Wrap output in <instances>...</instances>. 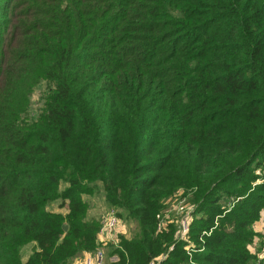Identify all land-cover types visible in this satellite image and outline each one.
Wrapping results in <instances>:
<instances>
[{
    "label": "trees",
    "instance_id": "trees-1",
    "mask_svg": "<svg viewBox=\"0 0 264 264\" xmlns=\"http://www.w3.org/2000/svg\"><path fill=\"white\" fill-rule=\"evenodd\" d=\"M0 11V264L96 251L100 219L85 218L82 194L100 186L135 227L104 264L165 253L160 264H264V179L253 184L264 0H2ZM178 193L194 205L185 238L157 230ZM58 198L65 212L48 208Z\"/></svg>",
    "mask_w": 264,
    "mask_h": 264
},
{
    "label": "built area",
    "instance_id": "built-area-1",
    "mask_svg": "<svg viewBox=\"0 0 264 264\" xmlns=\"http://www.w3.org/2000/svg\"><path fill=\"white\" fill-rule=\"evenodd\" d=\"M260 169H257L256 171L259 172ZM264 179L263 176H260L257 178V180L254 183H259ZM179 193L178 195L175 196V200L178 201L177 204L179 207L176 209H179L180 211V216L178 219V234L177 236L179 238H185L188 231H189V223L191 220V212L193 211L192 208L188 207L190 203L187 202L186 197H180L179 198ZM236 199H231L230 201L228 200V205L229 207L233 204V201ZM194 209V207H193ZM167 212L168 208L166 209L165 213L162 215L158 216V224H157V230L160 231L163 229L168 222L167 220ZM119 226H120V220L118 219L116 215V211L113 208H109L100 218V225L98 229V234L104 237L101 239V244H112L116 245L117 243V236L119 234ZM264 235V219L261 223V228L259 230ZM98 248L94 252H87L84 254V256L81 258L79 264H104L105 263V258L104 255L102 254L101 248ZM253 245V244H252ZM173 247H170V250ZM256 247L252 249V251H255ZM167 256V253L159 256L158 258L151 260L148 264H160V262ZM257 256L259 259L264 258V248H262L260 251L257 252ZM113 262V261H111Z\"/></svg>",
    "mask_w": 264,
    "mask_h": 264
},
{
    "label": "rangeland",
    "instance_id": "rangeland-1",
    "mask_svg": "<svg viewBox=\"0 0 264 264\" xmlns=\"http://www.w3.org/2000/svg\"><path fill=\"white\" fill-rule=\"evenodd\" d=\"M2 0H0L1 2ZM0 16H1V11H0ZM41 87H38L35 89V91L33 92L32 98H31V102L36 105V107L39 105L40 103V94H41ZM264 165V163H263ZM259 172L255 170V174L259 175V176H263L264 177V166L263 168H259ZM255 184V183H253ZM65 187V184L62 183L60 186V189H63ZM180 194V193H179ZM82 200L87 202V209L85 212V218H89V219H95L98 220L101 218V216L108 210L109 204L107 203V201L104 199L103 197V191L102 188L100 186L99 190L95 193H86V194H82ZM66 201L68 202V199H66ZM230 201V198H229ZM169 202V206H168V212H167V220L170 224H173L175 228L178 229V219L180 216V211L179 209H176L177 207H179V205L181 206V204H177L178 201L175 200V197L168 199ZM226 205H228V200L225 201ZM62 206V207H60ZM190 208H192L194 205L190 203V205L188 206ZM229 207V205H228ZM232 207V205H231ZM48 208L52 211H56V210H60V211H64L66 209V204L62 205L61 204V199H56L53 202H51L48 205ZM229 210H226L225 212H227ZM122 221H120L121 223ZM63 225H65V228H67V224L64 223ZM129 225V224H128ZM131 231L133 232L135 230V227L133 225L130 226ZM107 244H104L103 247L101 248L102 254L104 255L105 258V252H106V247ZM28 246V245H27ZM250 248H253V245L250 246ZM26 252H28V248L25 249ZM27 254V253H26ZM75 262V260H74Z\"/></svg>",
    "mask_w": 264,
    "mask_h": 264
},
{
    "label": "crops",
    "instance_id": "crops-1",
    "mask_svg": "<svg viewBox=\"0 0 264 264\" xmlns=\"http://www.w3.org/2000/svg\"><path fill=\"white\" fill-rule=\"evenodd\" d=\"M263 219H264V210L261 212L260 218L258 219V221H256L255 224H254V229L256 231L260 230L261 223H262ZM130 226H131V224L128 225L127 223L121 222L120 226H119V234L120 235L129 236ZM102 237L103 236H101L99 234L97 235V246L99 248L102 245L101 244ZM103 240H104V237H103ZM255 246H257V237L254 240L253 248H251V250L254 249ZM102 247H103V245H102ZM105 249H106V252L104 253L105 254V262L110 263L111 261H113V262L118 261L119 255L116 252H112V248H111V245L109 243L106 245ZM85 253H83L80 257L76 258V260H75V262L73 264H79L81 258L84 256Z\"/></svg>",
    "mask_w": 264,
    "mask_h": 264
},
{
    "label": "water",
    "instance_id": "water-1",
    "mask_svg": "<svg viewBox=\"0 0 264 264\" xmlns=\"http://www.w3.org/2000/svg\"><path fill=\"white\" fill-rule=\"evenodd\" d=\"M63 227L65 228V225H63Z\"/></svg>",
    "mask_w": 264,
    "mask_h": 264
}]
</instances>
